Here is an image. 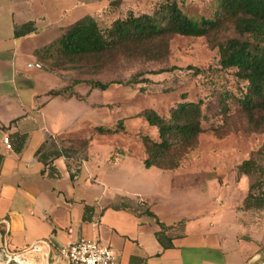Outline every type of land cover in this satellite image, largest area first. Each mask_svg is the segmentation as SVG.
Masks as SVG:
<instances>
[{"label": "crops", "instance_id": "1", "mask_svg": "<svg viewBox=\"0 0 264 264\" xmlns=\"http://www.w3.org/2000/svg\"><path fill=\"white\" fill-rule=\"evenodd\" d=\"M89 3L0 0V248L44 240L47 256H30L31 263L66 264L60 251L85 236L108 243L117 264H264V240L244 227L236 206L179 205V189L194 187L180 179L183 167H145V154L132 158L109 138L101 148L91 138L83 159L52 154L84 136L78 120L103 103L90 99L94 88L86 83L84 92L75 86L79 96L50 95L64 78L38 65L35 51L81 17L68 24L69 12ZM28 22L35 31L15 36ZM49 29L55 39L41 41ZM42 145L47 164L36 155ZM147 212L168 228L162 231Z\"/></svg>", "mask_w": 264, "mask_h": 264}, {"label": "rangeland", "instance_id": "2", "mask_svg": "<svg viewBox=\"0 0 264 264\" xmlns=\"http://www.w3.org/2000/svg\"><path fill=\"white\" fill-rule=\"evenodd\" d=\"M87 1L92 3L69 12L66 20L68 24L77 17L94 12L99 26L106 27L129 11L135 14L151 12L159 0ZM177 1L182 10L194 18L214 17L217 9L214 0ZM53 33L49 29L39 39L50 42L55 39ZM231 36H236L233 26L229 21H224L219 30L205 36L173 35L168 40L169 54L166 61L135 62L120 59L96 74H80L75 69H61L58 74L69 81L82 78L104 82L110 79L127 80L129 76L139 74L141 79L137 83H114L104 90L94 88L90 99L103 105H99L91 114H84L77 123L81 135H93L92 141L96 147L101 148L105 142L103 140H106L104 138H109L107 140L113 141L114 148H125L136 159L145 154L142 136H157L156 129L138 113L151 108L166 116L178 102L203 100L202 109L206 114V119L202 120L203 130L198 136L197 146L182 158L179 167L183 168L178 173L183 175L180 178L182 181H190L189 186L194 187L188 191L179 189L177 202L179 205L201 203L207 209L215 205L226 207L233 204L242 214L240 219L244 227L259 236L262 242L264 206L246 209L243 203L250 191L258 193L264 189V112L257 110L251 118L248 117L237 101L243 82L236 76L235 69H217V45ZM188 65L205 71L195 74L192 69L186 68ZM170 66L177 68L157 72ZM76 89L84 92L86 84L79 83ZM120 119L125 125V132L93 133L94 125L111 127ZM247 159L254 161L255 172L239 173L237 166ZM205 171H209L210 175L201 173ZM166 208L169 209L170 205Z\"/></svg>", "mask_w": 264, "mask_h": 264}, {"label": "trees", "instance_id": "3", "mask_svg": "<svg viewBox=\"0 0 264 264\" xmlns=\"http://www.w3.org/2000/svg\"><path fill=\"white\" fill-rule=\"evenodd\" d=\"M214 1L217 9L211 18L189 16L177 0H159L151 12L135 14L129 11L125 16L115 18L106 27L99 26L93 15L85 14L64 30L54 42L36 50V63L40 66L46 65L53 72L56 70V74L61 69H75L80 74L89 75L104 70L120 59L135 62L166 61L169 54L168 40L173 35L205 36L219 30L224 21H229L236 36L227 37L218 43L217 69H235L236 76L243 82L237 101L251 118L254 111L264 112V0ZM34 31L33 22H28L16 27L14 34L22 36ZM175 68L177 67L170 66L157 72ZM186 68L192 69L195 74L205 71L191 65ZM138 75L133 74L127 80L110 79L105 82L82 78L69 81L64 78V86L51 90L50 95L79 96L75 92V86L79 83L102 90L114 83H137L141 79ZM202 105L201 99L181 101L171 107L166 116L151 108L138 113L157 133L155 138L149 135L141 138L145 151V167L155 166L169 170L179 168L184 155L197 146L198 136L203 130L202 120L206 119V114ZM125 131L121 119L111 127L94 126V132L99 134ZM91 138V135L85 134L71 140L67 147L60 146L52 150V154L70 156L77 153L76 157L83 159ZM23 142L24 138L21 139V146ZM44 145L36 152L42 159L45 156ZM253 165L255 164L252 159L244 160L237 166V171L250 174L255 172L256 166ZM243 206L246 209L263 207L264 189L258 193L250 191ZM147 213L155 218L162 231L168 228L154 213ZM160 233L161 231L156 232V236L161 241Z\"/></svg>", "mask_w": 264, "mask_h": 264}, {"label": "built area", "instance_id": "4", "mask_svg": "<svg viewBox=\"0 0 264 264\" xmlns=\"http://www.w3.org/2000/svg\"><path fill=\"white\" fill-rule=\"evenodd\" d=\"M3 142L10 147L8 136L3 138ZM47 253L48 244L44 240L35 241L21 250H12L5 242L0 248V264H32L30 256L39 255L43 258ZM60 254L66 264H117L111 246L92 237L78 236Z\"/></svg>", "mask_w": 264, "mask_h": 264}]
</instances>
